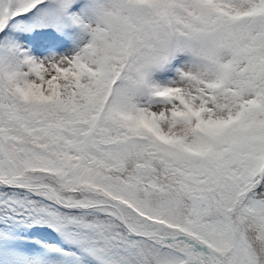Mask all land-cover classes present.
<instances>
[{
  "label": "snow or ice",
  "instance_id": "obj_1",
  "mask_svg": "<svg viewBox=\"0 0 264 264\" xmlns=\"http://www.w3.org/2000/svg\"><path fill=\"white\" fill-rule=\"evenodd\" d=\"M0 264H264V0H0Z\"/></svg>",
  "mask_w": 264,
  "mask_h": 264
}]
</instances>
